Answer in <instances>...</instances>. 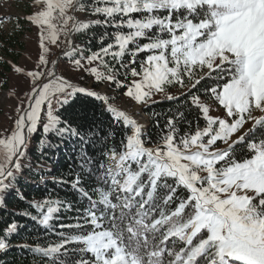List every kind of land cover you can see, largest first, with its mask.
I'll use <instances>...</instances> for the list:
<instances>
[{
    "label": "snow or ice",
    "instance_id": "snow-or-ice-1",
    "mask_svg": "<svg viewBox=\"0 0 264 264\" xmlns=\"http://www.w3.org/2000/svg\"><path fill=\"white\" fill-rule=\"evenodd\" d=\"M32 7L24 20L38 37L34 67L0 57L25 84L7 94L17 103L0 135V199H25L19 184L39 132L42 158L59 148L53 137L79 141L71 179L53 182L69 184L87 206L59 197L29 202L35 214H19L56 240L16 247L34 264H264V0ZM65 61L72 75L61 70ZM77 74L122 93L133 111L73 82ZM84 98L101 102L106 126L93 122L82 133L83 125L61 119ZM164 102L166 112L151 113L153 134L136 117ZM62 210L76 217L57 230ZM21 227L7 225L0 253Z\"/></svg>",
    "mask_w": 264,
    "mask_h": 264
},
{
    "label": "trees",
    "instance_id": "trees-1",
    "mask_svg": "<svg viewBox=\"0 0 264 264\" xmlns=\"http://www.w3.org/2000/svg\"><path fill=\"white\" fill-rule=\"evenodd\" d=\"M24 34V27L21 22H19V27L15 23V29L7 35L0 36V57L4 61L16 62L21 52L24 50V41L22 36ZM2 42V43H1ZM8 67L0 63V83L8 81ZM95 86V85H94ZM6 88V87H2ZM67 107V106H65ZM170 107L168 102L156 105L151 109L145 110L148 120V131L154 134V121L150 119L152 112H166ZM1 113V109H0ZM61 119H72L73 126L83 125L81 132L87 131V126L93 122L100 123L103 125L109 123V114L104 110L100 101L94 98H84L77 100L73 104L72 108L68 112L61 111ZM163 123V121H161ZM41 139V133H37L31 142L29 160L31 161V166L29 170L25 171L24 176L20 180L19 191L25 196L23 201L19 200L18 193L13 192L4 201L0 199V236L4 235V229L7 225L16 221L18 224L22 225L17 234L10 237V250L7 255L0 253V264H34L32 259V254L27 250L22 251L16 245L22 243H31L33 239L42 243L55 242L56 235L54 232H49L45 234V230L38 226L31 219L20 215L19 213L25 210L33 212V209L28 207L31 201H41L45 198H57L74 200L79 205L86 207V201L81 200L76 194L73 193L69 184H59L54 183V179L59 180L64 178L70 180L71 177L68 176L69 170H75L76 159L73 156V148L79 147V141L74 139H66L60 141L55 137L52 138L53 145H59V148H46L44 151L46 153V158L41 157V145L39 143ZM119 140V135L117 136ZM91 151V149H90ZM76 213H68L62 210L59 213L58 219L53 221V227L58 229V225L61 223L67 224L75 220ZM38 264V261L35 262Z\"/></svg>",
    "mask_w": 264,
    "mask_h": 264
},
{
    "label": "rangeland",
    "instance_id": "rangeland-1",
    "mask_svg": "<svg viewBox=\"0 0 264 264\" xmlns=\"http://www.w3.org/2000/svg\"><path fill=\"white\" fill-rule=\"evenodd\" d=\"M32 4L33 0H0V17L8 18L0 23V36H4L9 34L10 32H13L16 23L15 18H20V22L24 27V34L22 36V39L24 41V50L21 52V55L18 57V60L15 63L21 66L26 65L29 69L34 67L33 61L36 60L37 53L39 51L36 29L34 27H31L24 20V16L34 10ZM60 51V49L53 48L54 55H58ZM0 54L3 55L1 51ZM61 70H64L66 75H72L66 61L61 64ZM73 82H79L82 86L93 87V90L101 91L102 94L109 95L110 97L116 96V99L112 101L114 105L125 108L130 112L133 111L132 105L128 102L127 98L124 97L122 93L117 94L112 89L105 90L103 88V85L98 88L95 87V81L92 78L88 77L87 74H85L82 79L78 76V74L73 75ZM15 87L24 89L25 84L22 78L10 72L8 74L6 88H0V135H2L4 129L9 128L12 123L9 117L13 114L12 109L15 107L17 102L14 99H10L7 94ZM137 117L141 118V120L143 121L142 124L148 127V117L145 112H141Z\"/></svg>",
    "mask_w": 264,
    "mask_h": 264
},
{
    "label": "bare ground",
    "instance_id": "bare-ground-1",
    "mask_svg": "<svg viewBox=\"0 0 264 264\" xmlns=\"http://www.w3.org/2000/svg\"><path fill=\"white\" fill-rule=\"evenodd\" d=\"M137 118V120L142 124L143 123V121L141 120V118H138V117H136Z\"/></svg>",
    "mask_w": 264,
    "mask_h": 264
},
{
    "label": "water",
    "instance_id": "water-1",
    "mask_svg": "<svg viewBox=\"0 0 264 264\" xmlns=\"http://www.w3.org/2000/svg\"><path fill=\"white\" fill-rule=\"evenodd\" d=\"M59 54H60V53H59ZM59 54H58V55H59Z\"/></svg>",
    "mask_w": 264,
    "mask_h": 264
}]
</instances>
